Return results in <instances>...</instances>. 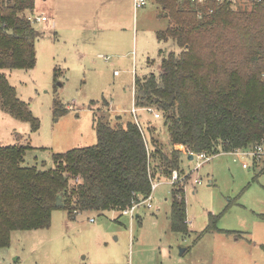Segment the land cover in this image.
Masks as SVG:
<instances>
[{
	"label": "trees",
	"instance_id": "16d2710c",
	"mask_svg": "<svg viewBox=\"0 0 264 264\" xmlns=\"http://www.w3.org/2000/svg\"><path fill=\"white\" fill-rule=\"evenodd\" d=\"M156 3L167 19L157 32L162 72L136 78L134 102L137 108L160 111L170 147L155 135L148 141L135 119L113 126L102 115L95 117L97 143L54 154L53 169L22 166L25 145H0V248L10 245L13 231L48 228L58 208L66 209L71 219L86 212L115 210L122 215L151 194L153 180L170 178L173 170L186 176L171 189V229L185 233L190 176L182 172L184 154L191 160L190 152L216 155L263 141L264 1ZM34 9L35 0H0V70L35 67L38 30L26 14ZM170 42L180 51L164 46ZM0 100L12 116L39 129L30 105L1 73ZM53 109L56 116L69 112L57 98ZM155 129L148 128L152 134ZM58 198L62 206H57ZM221 215L210 213L205 232L241 236L219 228Z\"/></svg>",
	"mask_w": 264,
	"mask_h": 264
},
{
	"label": "rangeland",
	"instance_id": "374dc122",
	"mask_svg": "<svg viewBox=\"0 0 264 264\" xmlns=\"http://www.w3.org/2000/svg\"><path fill=\"white\" fill-rule=\"evenodd\" d=\"M36 2L34 11L26 13L28 17L47 13L51 19L34 24L38 30L35 67L1 69L0 73L30 105L40 127L34 131L31 122L4 110L0 100V145L27 146L21 165L48 170L56 167L54 154L97 143L95 117L102 115L113 126L134 120V77L162 72L161 64L150 66L147 58L158 55L156 30L166 27L167 19L161 17L156 0H147L151 18H139L134 68L133 55L122 63L113 55L108 60L93 55L82 58L76 36L54 35L53 0ZM166 45L180 51L171 42ZM56 98L68 106V113L55 115ZM138 115L147 140L153 125L160 130L155 136L168 149L169 133L162 117L156 122L147 111ZM176 148L184 150L180 145ZM229 152L213 155L198 171H191L197 163L184 154L182 172L190 176L185 186L187 216L192 222L185 233L171 229L172 183L163 175L156 180L152 206L140 205L134 216L112 210L86 212L71 219L66 209L58 208L48 228L13 231L10 245L0 248V264H264L263 247H253L247 240L234 241L233 235L205 232L212 213L222 214L218 226L223 229L246 231L253 242L264 236V219L259 215L264 213L263 167L255 168L249 157ZM244 162L250 167H244ZM195 177L202 183L195 184Z\"/></svg>",
	"mask_w": 264,
	"mask_h": 264
},
{
	"label": "crops",
	"instance_id": "0c3cea01",
	"mask_svg": "<svg viewBox=\"0 0 264 264\" xmlns=\"http://www.w3.org/2000/svg\"><path fill=\"white\" fill-rule=\"evenodd\" d=\"M35 3H37L36 0ZM146 4L147 0L145 5L140 7L136 5V0H53V33L56 37L57 33H59V37L64 38L76 36L78 40V52L82 58L86 56L91 57L93 55L94 57H105L106 60H108V57L113 55L118 62L122 63L126 57L133 55V66L135 68L137 62L135 49L138 47L139 41V18L142 16L145 21H147L146 17L149 16L148 20L151 18V14L148 15L147 13ZM44 14L48 16L47 21H49L51 19L49 14ZM164 28L165 27H163V29ZM159 30L162 29L156 30V41L158 43L157 45L161 47L157 38V32ZM130 42L133 44L132 47H130ZM157 58L159 59V54L154 58L148 57V65H160L162 58L155 62L154 60ZM115 74H119L118 70H115ZM145 75H148V73L142 76L135 74L134 83L137 77H144ZM139 111L147 110L145 108H138V117ZM150 114L152 115V113ZM152 117L154 116L152 115ZM157 120L158 119L155 118L156 122H158ZM154 131L158 137L160 130L156 128ZM154 133L152 135H155ZM183 149H185V146H183ZM252 163V166L255 168L262 166V170L264 171V160L260 163L253 161ZM137 217L140 218L138 214ZM261 219L264 218L262 217ZM187 222L189 225L192 223L188 220V216ZM232 231H237L241 234L239 237L233 235L235 237L234 241L247 240L253 247L260 246L264 248V243H261L263 242L261 240H264V236L262 238H257L256 242H253L248 232L242 230ZM214 232L227 235L222 232Z\"/></svg>",
	"mask_w": 264,
	"mask_h": 264
},
{
	"label": "built area",
	"instance_id": "2783aa9c",
	"mask_svg": "<svg viewBox=\"0 0 264 264\" xmlns=\"http://www.w3.org/2000/svg\"><path fill=\"white\" fill-rule=\"evenodd\" d=\"M8 1V0H7ZM199 2H202L203 0H197ZM237 1V0H234ZM245 3H249V4H255V3H259L262 2L264 0H242ZM146 0H136V5L138 7L145 5ZM29 18L31 19V21L36 24V23H40L43 21H47L48 20V16L45 14H35L33 13L32 16H29ZM148 112L152 113L154 115L155 118H160L161 117V113L160 111H158L155 108L152 107H147L145 108ZM137 111L138 108L136 106L133 107L132 109V113L134 115V119L135 122L139 125V127L141 128V130L144 132V129L142 127L140 118L137 116ZM228 153V152H227ZM229 153H232L236 156H247L250 158V160H252L253 162H257L260 163L264 160V139L260 144H257L256 146L253 147H249V148H239V149H235V150H231ZM191 155H193V160L196 161L197 165L193 168V170L191 171H198L199 168L206 162L209 161L212 158V154L206 153V152H199V153H192L190 152ZM244 167H249V164L247 162L243 163ZM185 176L186 175H182L178 170H173L171 177L169 178L170 182L172 183V186L177 184V183H183L185 180ZM195 184H201L202 181L200 178H195ZM158 185V182L156 180L152 181V192L151 194L144 200H140L138 202H133V204L130 207H127L126 209H124L122 211V214L124 215H131L134 216L138 207L140 205H148L149 207L152 206V195H153V190L154 188ZM185 186L186 183H185ZM91 221H95V218H91Z\"/></svg>",
	"mask_w": 264,
	"mask_h": 264
},
{
	"label": "water",
	"instance_id": "95a60500",
	"mask_svg": "<svg viewBox=\"0 0 264 264\" xmlns=\"http://www.w3.org/2000/svg\"><path fill=\"white\" fill-rule=\"evenodd\" d=\"M190 159H193V155L190 156ZM56 204H57V206H62V205H63V202H62L61 198H58V199H57V203H56ZM184 251H185V250L183 249V250H182V253H183Z\"/></svg>",
	"mask_w": 264,
	"mask_h": 264
}]
</instances>
